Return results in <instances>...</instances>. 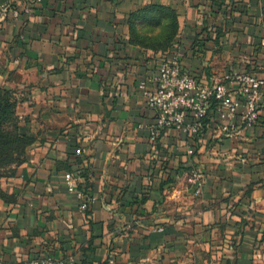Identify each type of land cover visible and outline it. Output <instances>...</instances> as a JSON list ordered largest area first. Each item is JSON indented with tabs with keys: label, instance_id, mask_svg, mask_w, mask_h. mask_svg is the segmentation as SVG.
Listing matches in <instances>:
<instances>
[{
	"label": "crops",
	"instance_id": "obj_1",
	"mask_svg": "<svg viewBox=\"0 0 264 264\" xmlns=\"http://www.w3.org/2000/svg\"><path fill=\"white\" fill-rule=\"evenodd\" d=\"M32 1L30 16L0 27V85L17 71L8 83L34 138L0 176V264H264V111L251 129L226 133L211 114L195 139L168 130L152 142L140 87L174 52L203 86L260 74L264 0ZM156 6L177 16L167 50L147 46L164 37ZM66 172L93 197L87 212Z\"/></svg>",
	"mask_w": 264,
	"mask_h": 264
},
{
	"label": "built area",
	"instance_id": "obj_2",
	"mask_svg": "<svg viewBox=\"0 0 264 264\" xmlns=\"http://www.w3.org/2000/svg\"><path fill=\"white\" fill-rule=\"evenodd\" d=\"M32 2L36 5L41 0ZM32 9L23 0H0V27L9 22H17L23 16H30ZM149 84L152 85L151 89H148ZM140 87L146 96L147 107L156 112L154 122L144 126L149 131L152 142H156L168 130H176L195 139L202 133L211 114L226 133L236 129L237 125L251 129L258 125L264 111V67L260 74L232 70L221 81L203 86L182 69L180 54L174 52L161 60L158 73L142 81ZM187 152L193 156L195 149L190 148ZM188 181L193 186L200 187L203 173L196 167H191ZM64 182L67 191L78 199L80 211L87 212L94 199L80 189V175L66 172ZM24 264L77 262L73 255L64 258L38 256Z\"/></svg>",
	"mask_w": 264,
	"mask_h": 264
},
{
	"label": "trees",
	"instance_id": "obj_3",
	"mask_svg": "<svg viewBox=\"0 0 264 264\" xmlns=\"http://www.w3.org/2000/svg\"><path fill=\"white\" fill-rule=\"evenodd\" d=\"M154 9L158 12L157 14L155 13L157 25L160 26L162 21H165L163 28L159 27L164 37L163 41L159 38L154 44L148 43L147 46H152L155 50H167L171 48L172 41L179 29L177 16L176 13L167 8L156 6ZM143 44L145 45V42ZM14 108L15 104L11 101L10 91L0 86V163H6L7 160L9 161V156H12V151H9V156L3 154L7 152V150L14 149L17 157L12 159V162L15 163V167H17L26 161L27 151L33 144L34 138L20 125L19 117L13 115V113H15ZM15 167L0 172V176L11 174Z\"/></svg>",
	"mask_w": 264,
	"mask_h": 264
},
{
	"label": "rangeland",
	"instance_id": "obj_4",
	"mask_svg": "<svg viewBox=\"0 0 264 264\" xmlns=\"http://www.w3.org/2000/svg\"><path fill=\"white\" fill-rule=\"evenodd\" d=\"M4 81L7 84H4L3 87L5 88V90H7V91L9 90L10 91L11 101H12V103L15 104V108H14L15 113H13V115H15V117L16 116L19 117L20 125L22 127H24V125L22 123V120L20 118V115H19V100L20 99H19V96H18L19 94H18V91H17L18 90V87L16 88V86L18 85V83H17L18 82L17 71L12 70V72H11V74L9 76H5L4 77ZM8 82H10L11 84H14L16 86L15 87L14 86H11ZM9 151H12V156H9ZM3 155H8L9 156V161L7 160L6 163H0V172L7 171V170L12 169L13 167L16 166V164L12 162V159H15L17 157L14 149L7 150V152H4Z\"/></svg>",
	"mask_w": 264,
	"mask_h": 264
}]
</instances>
